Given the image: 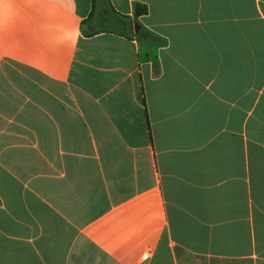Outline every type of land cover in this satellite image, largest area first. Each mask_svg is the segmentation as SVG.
<instances>
[{
	"label": "crops",
	"instance_id": "1",
	"mask_svg": "<svg viewBox=\"0 0 264 264\" xmlns=\"http://www.w3.org/2000/svg\"><path fill=\"white\" fill-rule=\"evenodd\" d=\"M0 264H264V0H3Z\"/></svg>",
	"mask_w": 264,
	"mask_h": 264
},
{
	"label": "rangeland",
	"instance_id": "2",
	"mask_svg": "<svg viewBox=\"0 0 264 264\" xmlns=\"http://www.w3.org/2000/svg\"><path fill=\"white\" fill-rule=\"evenodd\" d=\"M94 20H96L98 22L97 27L101 26V27L108 28V29L113 28V25L111 23H109L107 18L105 20L104 13H99V12H98V14L96 13L95 16L90 20V22L91 21L93 22ZM90 22L86 23V29L88 28Z\"/></svg>",
	"mask_w": 264,
	"mask_h": 264
},
{
	"label": "trees",
	"instance_id": "3",
	"mask_svg": "<svg viewBox=\"0 0 264 264\" xmlns=\"http://www.w3.org/2000/svg\"><path fill=\"white\" fill-rule=\"evenodd\" d=\"M94 8H95V0H94ZM147 13V9L146 8H139L136 12V16H141L143 14H146ZM93 16V12H92V15ZM131 26L135 29V27L133 26L132 22H131ZM143 35V31L139 32L136 36H141Z\"/></svg>",
	"mask_w": 264,
	"mask_h": 264
},
{
	"label": "clouds",
	"instance_id": "4",
	"mask_svg": "<svg viewBox=\"0 0 264 264\" xmlns=\"http://www.w3.org/2000/svg\"><path fill=\"white\" fill-rule=\"evenodd\" d=\"M0 3H3V0H0ZM65 36L75 41L80 36V33L79 30L77 29L75 32L65 33Z\"/></svg>",
	"mask_w": 264,
	"mask_h": 264
},
{
	"label": "water",
	"instance_id": "5",
	"mask_svg": "<svg viewBox=\"0 0 264 264\" xmlns=\"http://www.w3.org/2000/svg\"><path fill=\"white\" fill-rule=\"evenodd\" d=\"M139 31H140V25L138 22H135V32L139 33Z\"/></svg>",
	"mask_w": 264,
	"mask_h": 264
},
{
	"label": "built area",
	"instance_id": "6",
	"mask_svg": "<svg viewBox=\"0 0 264 264\" xmlns=\"http://www.w3.org/2000/svg\"><path fill=\"white\" fill-rule=\"evenodd\" d=\"M144 259H147V258H149V254H144Z\"/></svg>",
	"mask_w": 264,
	"mask_h": 264
}]
</instances>
